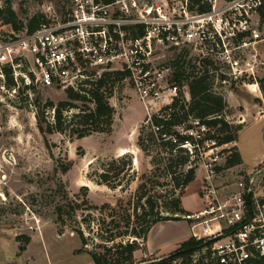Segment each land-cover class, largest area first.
<instances>
[{
	"label": "rangeland",
	"instance_id": "1",
	"mask_svg": "<svg viewBox=\"0 0 264 264\" xmlns=\"http://www.w3.org/2000/svg\"><path fill=\"white\" fill-rule=\"evenodd\" d=\"M46 1L53 4L59 16L72 7L71 0H12L11 6L20 18L27 20L40 13ZM0 5L4 6L5 0H0ZM13 31L18 30L10 23L0 22V38L8 37ZM263 47L264 42L260 51ZM184 49L189 52V56L192 55L191 50ZM178 53L180 49L164 50L155 45L154 65L172 66V59ZM262 74L260 76L264 77ZM114 82V91L109 98L115 108L113 131L95 132L82 138H71L60 132L44 135L39 130L37 111L45 110L46 117L53 120V109L46 104L65 99L64 88L35 87L27 92L20 85L17 93L10 94L0 87V262L5 261L0 264H94L87 250L95 248L99 240L96 231L103 218L106 223L114 218L111 223L113 227L123 226V218L128 212H133L139 200L145 202L148 195L157 200L160 207H156V210L165 215L175 214L168 211L167 206L179 190L174 189L171 177L160 163L170 154L152 141H147L149 146L146 151L138 145L141 126L149 124L146 109L130 79L122 78ZM2 83L7 85L6 78L0 77V86ZM220 85L217 84V92L222 93L227 100L226 91L231 86ZM186 86L180 85V89L188 99ZM234 87L232 90L242 94L239 99L245 109L249 107V102H258L260 97L251 92L246 84L237 83ZM261 93L264 100L263 91ZM263 100L260 105L264 107ZM166 104L160 101L154 105L153 111L160 110ZM241 109L243 107L240 105L235 109L228 107L235 114L225 116L226 119L231 124L242 125L238 121ZM71 112L74 111L66 113L69 115ZM188 125H191L190 121L184 127ZM238 139L248 163L247 169L252 170L264 158V117L260 116L242 126ZM125 148L128 149L127 155L122 153ZM225 154L218 161L220 167L224 165ZM114 158L118 162L112 166L115 169L110 170L112 176L109 180L116 186H110L98 177L104 169H109ZM204 159L201 153L199 156L195 153L185 166H178L181 170L191 165L196 167V177L182 195L186 212L204 206L201 197V186L206 174ZM69 162L72 163L66 171L64 167ZM116 170L122 173L113 175ZM244 171L236 166L225 174L217 182L220 191L231 192L235 179ZM143 182L145 186L141 189ZM84 186L88 189H83ZM141 194L146 197L140 199ZM84 199H88V203ZM104 204L108 206L104 207ZM139 212H142L141 207ZM60 213L62 219H59ZM175 215L181 219H170L152 226L150 241L135 251L137 261L167 256L176 248L166 251L168 247L164 244L182 240L190 233V223L182 219L181 213ZM81 229L88 238L83 251ZM26 237L30 238L28 242ZM168 240L170 242H166ZM161 243L164 244L157 246ZM23 245L26 248L24 250L20 249ZM150 248L155 251H149Z\"/></svg>",
	"mask_w": 264,
	"mask_h": 264
},
{
	"label": "built area",
	"instance_id": "2",
	"mask_svg": "<svg viewBox=\"0 0 264 264\" xmlns=\"http://www.w3.org/2000/svg\"><path fill=\"white\" fill-rule=\"evenodd\" d=\"M71 2V9L60 16L51 2H44L43 20L36 29L29 30L24 20L18 31L0 38V77L6 78V67L14 81L11 86L2 83L4 92L15 94L20 85L27 92L47 86L79 90L87 79L104 71L122 70L150 119L159 112L153 111L155 104H169L180 90L171 79V66L154 65L158 45L164 50L185 47L200 60L216 64L217 69L209 65L216 91L218 83L226 87L242 83L262 96L259 79L264 59L258 43L264 40V0H201L202 10L192 0ZM139 25L143 33L135 36ZM190 122L178 129L194 137L181 146L191 156L196 152L206 158L201 186L204 206L181 213L182 219L190 223L191 237L214 240L211 254L220 264H248L256 254H264V163L240 172L231 192L220 191L217 182L234 169L218 166L231 142L207 137L213 129L205 120Z\"/></svg>",
	"mask_w": 264,
	"mask_h": 264
},
{
	"label": "trees",
	"instance_id": "3",
	"mask_svg": "<svg viewBox=\"0 0 264 264\" xmlns=\"http://www.w3.org/2000/svg\"><path fill=\"white\" fill-rule=\"evenodd\" d=\"M11 1L5 0V5H0V22L10 23L14 29L19 30L24 25V20L11 6ZM192 1L199 4L200 10L204 8L201 0ZM262 14L264 19V10ZM42 20V15L37 13L30 16L26 24L29 30H34ZM142 33L143 27L140 25L133 31L135 36ZM188 54V51L181 48L180 53L172 59L171 79L179 85L186 84L190 98L186 99L180 89L178 95L169 104L161 107L157 114H153L148 119V125L141 126L138 135V145L144 151L149 146L147 141H152L153 144L156 143L159 148L170 154L168 158L162 159L160 163L167 175L171 177L174 189L179 190L177 196L175 194L167 206L168 211L175 214L186 212L182 205V195L187 185L196 177L195 165H191L185 170L178 169L179 165L185 166L191 157L189 150L181 144L186 139L194 141L193 136L180 133L178 128L183 127L187 121L192 119L205 120L213 129V132L209 131L207 133V137H214L219 143L237 140L239 131L242 129L241 124H231L225 118V112L228 109L227 100L222 93L213 89L215 74L209 72V65L213 69H217L218 66L207 59L200 60L194 53H191L190 56ZM198 67L199 69H197ZM4 70L6 71L7 85H13L14 81L10 75L11 70L6 67ZM126 75L127 72L122 70L104 71L100 77L93 80L87 79L85 86H82L79 90L66 89L65 99L59 100L57 103L51 101L46 104L53 109V120L46 117L45 110L37 111L36 118L39 130L44 135L60 132L71 138H82L95 132L111 133L113 131L115 108L110 103L109 98L114 91V81L122 79ZM110 81H113V83L110 84ZM259 85L264 93V77L259 79ZM230 86L231 89L235 88L234 83ZM67 111L74 112L68 115ZM153 126H159L160 129L156 131ZM224 152L226 153L225 167L236 166L243 162L241 153L236 146H231L225 149ZM124 155H127V153H124ZM117 160V158L112 159L108 166L109 169H104L99 173L98 179L101 182L116 186L110 183L109 177L112 176L110 170L115 169L113 167L118 162ZM71 163L69 162L64 170L67 171ZM128 163L130 166L131 161ZM115 173L113 175L116 176L122 171L116 170ZM117 184L119 183L117 182ZM144 186L145 183L143 182L141 189ZM83 189L86 190L88 187L84 186ZM143 197H146V195L141 194L139 198L143 199ZM84 202L88 203V199H84ZM140 203L141 200L137 202L133 212H128L126 217L123 218V226L113 227L111 223L114 218L107 223L103 218L97 228L98 231H96L99 240L94 249L87 250L92 256L94 264H220L217 257L211 254V246L214 240H196L193 237L182 241L179 247L167 256L144 258L137 261L135 251L140 249L147 241L149 231L155 223L170 219H181L175 214H162L158 210L160 206H158L157 200L152 195H148L145 202ZM103 206L107 207L108 204ZM140 207L142 212H139ZM156 207H158L157 210ZM58 216H60L59 219H62L61 213ZM79 232L83 246L81 251H83L88 244V238L82 229ZM16 239L20 240L22 238ZM25 240L28 242L30 238L26 237ZM20 249L24 250L26 248L23 245L20 246ZM248 264H264V254H256L248 261Z\"/></svg>",
	"mask_w": 264,
	"mask_h": 264
},
{
	"label": "crops",
	"instance_id": "4",
	"mask_svg": "<svg viewBox=\"0 0 264 264\" xmlns=\"http://www.w3.org/2000/svg\"><path fill=\"white\" fill-rule=\"evenodd\" d=\"M263 42H264V40H262V41H260L259 43H258V48H259V52H260V54H261V56H262V58L264 59V47L262 48V51H260V48H261V46H262V44H263ZM262 72L264 73V69L262 70ZM263 75V74H262ZM226 94H227V102H228V107L230 108H232V107H234V109L238 106V105H240V106H242L243 107V109H241L239 112H238V121L240 122V123H242V126L244 127V126H246L247 124H249V122H251V121H254L255 119H257V118H259L260 116H263L264 117V107L263 106H261L260 105V103H261V101L263 100V97L261 96V95H259V94H257L258 95V97H260L259 98V100H258V102H249L248 103V108L247 109H245V106L242 104V103H240V97H242L241 95H240V93H237V92H235L234 90H232L231 88H227V91H226ZM186 95L188 96V99H189V97H190V93H189V89H188V86H187V91H186ZM244 96V95H243ZM263 102H264V100H263ZM225 114L227 115V116H229L230 114H235V113H232L231 112V110H226V112H225ZM251 119H254V120H251ZM239 133H240V131H239ZM238 136H239V134H238ZM239 139H237V140H235V141H233V143H235V144H233L234 146H236L238 149H239V151H240V153H241V156H242V159H243V162L241 163V164H239V165H236L237 167H239L240 169H243V170H245V171H250L249 169H247V166H248V163H247V161H246V158H245V156H244V153H243V151H242V148L240 147V145H239V141H238ZM232 143V142H231ZM125 149H127V148H125ZM123 151V150H122ZM121 151V152H122ZM120 152V153H121ZM262 160H264V158L263 159H260L259 161H258V164H260L261 162H262ZM236 166H234V167H236ZM183 204V203H182ZM183 207H184V205H183ZM185 208V207H184ZM169 220H165V222H168ZM159 222H162V221H159ZM158 223V222H157ZM157 223H155V224H157ZM154 227V226H153ZM152 227V228H153ZM152 230V229H151ZM151 230H150V232H149V235H148V237H147V241L146 242H149L150 241V234H151ZM187 237H190V233L188 234V235H186L185 237H183L182 238V240H179V241H175L174 243H171L170 242V240H168V241H166V242H170V243H161V244H158L157 246H159V245H163L164 244V246H166V247H168L167 249H165L166 251H168V250H173V249H175V248H178L179 247V245H180V243L182 242V241H184V240H186L187 239ZM149 251H155V250H153V248H150L149 249ZM158 252H161V251H158ZM5 262V261H4ZM4 262H0V263H4Z\"/></svg>",
	"mask_w": 264,
	"mask_h": 264
},
{
	"label": "bare ground",
	"instance_id": "5",
	"mask_svg": "<svg viewBox=\"0 0 264 264\" xmlns=\"http://www.w3.org/2000/svg\"><path fill=\"white\" fill-rule=\"evenodd\" d=\"M128 151V149H126L125 151H123L122 153H126Z\"/></svg>",
	"mask_w": 264,
	"mask_h": 264
}]
</instances>
